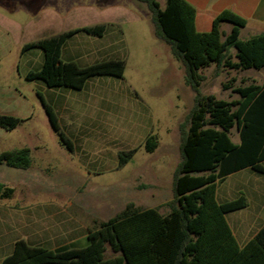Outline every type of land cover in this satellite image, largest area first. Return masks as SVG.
Returning <instances> with one entry per match:
<instances>
[{
  "label": "trees",
  "instance_id": "16d2710c",
  "mask_svg": "<svg viewBox=\"0 0 264 264\" xmlns=\"http://www.w3.org/2000/svg\"><path fill=\"white\" fill-rule=\"evenodd\" d=\"M146 5L153 36L165 43L184 70L193 94V103L179 124V161L172 175V199L165 203L167 213L141 209L127 203L114 217L90 229L87 246L52 252L29 246L20 240L1 264H264V226L240 246L226 221V214L246 208L243 196L219 203L217 187L231 174L250 168L264 174V32L240 39L246 25L243 17L225 9L212 20L208 32L195 27V8L185 0H135ZM229 24L230 30L221 29ZM105 25L77 28L24 45L21 51L39 48L43 63L39 71L26 75L41 80L48 88H84L96 76L122 78L125 63L107 60L87 67L75 62L62 63L60 53L65 41L83 32L101 37ZM216 70L262 71L260 84H245L233 89L231 101L203 95L201 72ZM226 87V86H225ZM228 88V87H226ZM42 105L52 129L69 152L70 139L57 117L43 99ZM20 120L0 115V128L12 131ZM237 131L234 143L231 131ZM154 135L144 141L146 152L157 149ZM135 150L119 154L124 165ZM27 170L31 166L28 148L0 152V166ZM14 190L0 182V200L13 197ZM110 250L111 256L106 257Z\"/></svg>",
  "mask_w": 264,
  "mask_h": 264
},
{
  "label": "rangeland",
  "instance_id": "374dc122",
  "mask_svg": "<svg viewBox=\"0 0 264 264\" xmlns=\"http://www.w3.org/2000/svg\"><path fill=\"white\" fill-rule=\"evenodd\" d=\"M157 1L163 8L165 0ZM219 1L211 0V3ZM9 6L16 7L22 18L39 9L55 10L59 23L69 28L89 23L79 15L87 8L131 9L134 16H121L124 77L126 84L135 89L137 97H133V103L142 117L129 126L115 124L116 114H102L103 125L96 134L90 132L86 140L79 141L72 136L71 153L52 129L43 106L36 105L34 120L25 128L35 131L40 138V145L32 142L31 166L27 170L0 167V182L14 190L12 200L72 201L80 206L74 205L73 209L83 211L82 221L87 222L89 218L90 225L93 220L114 217L127 203L167 213L165 203L172 199V175L179 161L178 126L192 107L193 94L185 82L182 65L174 59L169 47L153 36L146 5L135 0H0V11L8 12ZM71 10L74 15L67 20ZM206 11L213 12V8L209 6ZM222 26V30L230 28L229 24ZM250 35L248 29H241V40ZM10 51L11 57L18 54L14 47ZM203 74L206 80L201 93L227 101L237 98L233 89L240 85L242 78H258L253 71L216 70L214 66L203 70ZM23 128L9 133L7 151L26 145L21 135ZM148 135L156 136L158 142L152 153L144 149ZM231 137L237 141L235 129ZM130 150L135 152L120 166L119 154ZM245 175L244 170L229 176L217 191L219 203L239 196L246 198V208L225 216L240 246L264 226V199L255 197L254 191L245 185ZM257 176L264 180V174ZM109 256L110 250L106 252V257Z\"/></svg>",
  "mask_w": 264,
  "mask_h": 264
},
{
  "label": "crops",
  "instance_id": "0c3cea01",
  "mask_svg": "<svg viewBox=\"0 0 264 264\" xmlns=\"http://www.w3.org/2000/svg\"><path fill=\"white\" fill-rule=\"evenodd\" d=\"M185 1L195 8V27L199 32H208L213 18L225 9L245 19V30L248 29L251 34L249 37L264 32L262 28L264 0H221L215 4L211 3V0ZM209 6L213 8V12L206 11ZM8 10L0 11V115L11 116L21 121L16 127H24L21 135L26 145L21 148H28L30 156L32 142L40 145V138L35 131L31 132L25 128L34 120L36 105L41 106L42 99L51 106L61 129L70 141L72 136L79 141L86 140L90 132L96 134L98 127L103 125L102 114H116L114 121L118 125L132 126L139 121L140 111L133 103V97H137V94L134 87L126 84L124 74L122 78L113 76L89 78L81 90L67 87L48 88L41 80L26 78L28 73L40 70L43 51L39 48L21 51L26 44L62 32L105 25L106 31L101 37L80 32L67 39L61 49V62H75L79 67H87L107 60L124 61L121 16H134L135 13L131 9L87 8L79 15L89 23L72 28L63 27L61 22L59 23L60 19L55 10L44 12L39 9L28 14L27 18L20 17L14 6H9ZM72 15L73 10L67 13L66 19ZM12 47L18 52L14 57L10 56ZM249 71L256 72L258 78L252 76L242 78L245 84H260L263 72L245 70ZM201 74L204 76L202 87L206 77L203 71ZM10 132L0 128V152L7 151ZM39 148L40 146L33 147L34 150ZM261 165L264 166V161ZM244 170L247 173L245 185L254 191L255 197L263 201L264 186H261L264 185V180H261L257 176L259 173L252 169L246 168L241 171ZM217 191L218 187L216 199ZM12 199L13 197L0 200V264L12 253L14 244L20 240L29 246L41 247L52 252L84 248L88 244L87 236L90 229L102 222L93 220L90 225L89 218L87 222L82 221L83 211L74 210V205L77 207L79 204L72 201L21 199L14 202Z\"/></svg>",
  "mask_w": 264,
  "mask_h": 264
}]
</instances>
